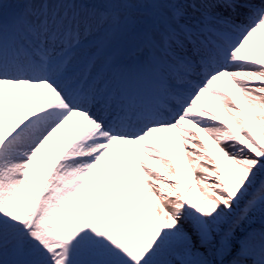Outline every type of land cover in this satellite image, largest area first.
Instances as JSON below:
<instances>
[{
    "label": "snow or ice",
    "instance_id": "1",
    "mask_svg": "<svg viewBox=\"0 0 264 264\" xmlns=\"http://www.w3.org/2000/svg\"><path fill=\"white\" fill-rule=\"evenodd\" d=\"M0 264H264V0H0Z\"/></svg>",
    "mask_w": 264,
    "mask_h": 264
},
{
    "label": "bare ground",
    "instance_id": "2",
    "mask_svg": "<svg viewBox=\"0 0 264 264\" xmlns=\"http://www.w3.org/2000/svg\"><path fill=\"white\" fill-rule=\"evenodd\" d=\"M219 87H222V88H223V85L221 84ZM209 99H211V98L209 97ZM213 107L216 108L217 111L220 112L221 115H223L222 111H220V109H219V106L216 105V103H215L214 101H213ZM194 194H195V193H193V195H194Z\"/></svg>",
    "mask_w": 264,
    "mask_h": 264
},
{
    "label": "rangeland",
    "instance_id": "3",
    "mask_svg": "<svg viewBox=\"0 0 264 264\" xmlns=\"http://www.w3.org/2000/svg\"><path fill=\"white\" fill-rule=\"evenodd\" d=\"M221 84H218V86H220Z\"/></svg>",
    "mask_w": 264,
    "mask_h": 264
}]
</instances>
